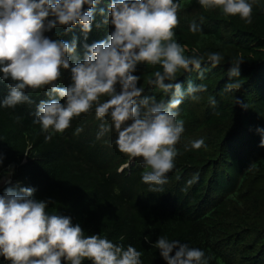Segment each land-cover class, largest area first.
Instances as JSON below:
<instances>
[{
    "label": "trees",
    "instance_id": "trees-1",
    "mask_svg": "<svg viewBox=\"0 0 264 264\" xmlns=\"http://www.w3.org/2000/svg\"><path fill=\"white\" fill-rule=\"evenodd\" d=\"M110 2L100 0L87 39L79 24L67 34L65 26L58 24L44 35L67 42L75 37L77 56L83 60L85 43L104 40L114 31V25L102 23L99 11L107 13ZM178 2L180 25L174 38L185 48V56L195 50L205 58V75L199 79L197 72L181 70L177 82L186 89L191 80L206 85L207 90L198 93V102L186 98L179 107L177 119L184 121L185 131L176 145L175 167L162 190L150 191L151 186L142 181L148 169L142 158L131 159L118 150L115 131L97 138L103 121L96 119L95 106L74 118L65 132L51 133L52 139L46 141L49 133L34 122L37 104L49 99L46 86L25 90L36 102L32 105L0 107V180L8 171L11 180L10 185L0 183V194L9 186L33 187V198L50 201L49 214L70 216L86 236L100 235L125 248L133 245L143 253V264H167L153 246L160 236L201 249L208 264H264V188L259 187L264 183V147L250 133L259 120L258 103L264 101V0H254L251 24L239 16L225 17L219 10L205 11L198 0ZM192 22L202 25V31L193 34L189 30ZM211 52L224 56L216 68L207 63ZM236 57L244 59L240 77L230 78L228 69ZM156 70L162 69L137 64L133 74L140 77L138 86L144 88L139 99L152 95L157 100L170 99L148 83ZM61 71L57 84L67 87L72 83L71 71ZM230 82L238 83L239 90L225 92ZM9 83H13L10 78L0 79V101L8 94ZM116 87L119 92L121 86ZM210 97L216 100L215 107ZM107 99L101 97V102ZM237 99L248 107L242 108ZM107 123L111 125L110 118ZM198 139L206 147L192 149L191 142ZM238 159L245 164L239 167L236 188L224 191L220 179L225 176L230 185L234 183L230 168ZM0 264L11 262L0 256Z\"/></svg>",
    "mask_w": 264,
    "mask_h": 264
},
{
    "label": "clouds",
    "instance_id": "clouds-1",
    "mask_svg": "<svg viewBox=\"0 0 264 264\" xmlns=\"http://www.w3.org/2000/svg\"><path fill=\"white\" fill-rule=\"evenodd\" d=\"M99 3L100 0H0V79L13 81L7 85L9 91L0 107L32 105L36 102L25 90L38 91L48 86L49 99L37 104L34 122L49 133L45 140L50 141L51 133L65 132L74 118L91 112L95 106L96 119L103 121L97 138L115 131L118 150L131 159L142 158L148 169L142 181L151 186L150 191L157 192L175 167L179 154L176 145L185 131L184 121L177 119L179 107L186 98L198 102V93L207 90L206 85L191 80L184 89L177 82V73L197 72L203 79L205 58L196 55L195 50L193 55L185 56V48L174 38L180 25L178 0H111L107 13L99 11L104 17L102 23L114 25V31L104 40L85 43L83 60L77 56L75 37L67 42L44 35L58 24L65 26V34L79 24L87 39ZM198 3L205 11L219 10L225 17L239 16L248 24L253 22L254 0ZM189 30L195 34L202 31V25L192 22ZM223 60L219 52L207 56L212 68ZM243 60H231L230 78L240 77ZM140 62L160 66L162 70L154 71V79L148 83L170 99L157 100L155 95L139 99L144 88L138 86L140 77L133 73ZM62 69L71 71L72 83L67 87L57 84ZM117 84L121 86L119 92ZM239 87L230 82L224 91H238ZM104 96L108 99L101 102ZM209 102L215 107L214 98L210 97ZM237 103L248 107L239 99ZM109 118L111 125L107 123ZM257 131L264 133V129ZM260 146L264 147V139ZM202 147H206L203 139L191 142L192 149ZM2 182L11 184L10 179ZM34 192L33 187L9 186L0 194V256L11 264H83L85 260L91 264H143V253L133 245L125 248L100 235L86 236L70 216L49 214L46 209L50 201L33 198ZM153 246L167 264H208L204 251L178 239L160 236Z\"/></svg>",
    "mask_w": 264,
    "mask_h": 264
},
{
    "label": "rangeland",
    "instance_id": "rangeland-1",
    "mask_svg": "<svg viewBox=\"0 0 264 264\" xmlns=\"http://www.w3.org/2000/svg\"><path fill=\"white\" fill-rule=\"evenodd\" d=\"M257 113H258L257 119L259 118V120L256 119L257 120L256 123L253 124V126L250 128V133L256 135L259 138L260 142H261V140L264 139V133L258 132L257 129L258 128L264 129V101L258 103ZM253 122H254V120L252 119L251 123H253ZM240 162H241V160L238 159L237 161L231 163L232 165H231L230 171L232 172V176H233V180H234L233 182L234 183H232L230 185L228 179L225 176H223L220 179V181H221L220 186L224 185L223 186L225 188V189H223L224 191H230L231 189L236 188L237 181H238V179L240 177L239 174H240V170L241 169L239 167L243 166L245 164V162H243V163H240ZM9 177H10V171H8V173H6L4 178L0 180V183H3L2 181H6V180L10 179ZM259 187H263L264 188V183L262 185H260Z\"/></svg>",
    "mask_w": 264,
    "mask_h": 264
}]
</instances>
